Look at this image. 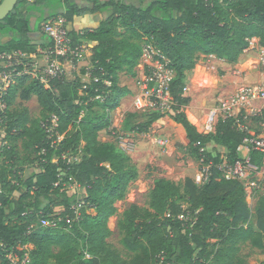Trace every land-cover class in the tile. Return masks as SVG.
<instances>
[{"label": "trees", "instance_id": "1", "mask_svg": "<svg viewBox=\"0 0 264 264\" xmlns=\"http://www.w3.org/2000/svg\"><path fill=\"white\" fill-rule=\"evenodd\" d=\"M89 2L90 8H80L70 0H20L0 22V36L11 38L0 40V56L41 57L52 40L32 35L43 34V26L60 17L74 49L95 43L90 67L82 71L88 82L65 76L46 87L22 76L5 96L7 110H0V264L25 257L26 264H158L161 255L170 264H249L244 245L264 255V194L252 207L245 187L226 181L213 167L208 183L198 186L187 179L184 190L159 178L147 206L124 211L117 227L124 246L134 252L124 258L108 242L113 235L108 223L139 173L125 151L100 141V133L112 127V113L130 94L120 83L121 74L135 76L144 46L151 44L175 73L170 119L185 130L190 157L213 165L237 162L245 133L234 119H219L212 132L200 133L183 110L191 103L185 89L188 73L202 57L237 65L253 39L264 48V0ZM87 14L106 16L92 30L69 29ZM33 97L41 108L38 119L15 105ZM160 118L155 114L153 121ZM212 143L227 152L209 151ZM65 156L79 160L69 162ZM252 160L263 166L261 156L253 153ZM28 167L34 171L27 174ZM69 184L84 190L75 202L67 196ZM79 203L77 218L71 207ZM42 220L58 224L46 227Z\"/></svg>", "mask_w": 264, "mask_h": 264}, {"label": "rangeland", "instance_id": "2", "mask_svg": "<svg viewBox=\"0 0 264 264\" xmlns=\"http://www.w3.org/2000/svg\"><path fill=\"white\" fill-rule=\"evenodd\" d=\"M1 2L2 0H0ZM42 33L40 34L41 40L42 35H45L43 29ZM255 44L257 46V43ZM86 46L89 47L87 43ZM85 58L86 54L83 53L74 65L65 66V70L68 72V80L75 81L78 79L88 82L89 76L82 74L85 69L83 63ZM147 64H149V60L143 57L140 66L136 69L135 76L127 73L121 74L120 83L122 86L132 88V97L129 96L122 101L120 108L112 113V127L107 132L104 131L100 134L101 142L113 143L125 151L131 157L132 164L139 173L138 179L130 184L125 199L116 203L117 214L108 223L113 232L108 242L126 259L132 256L134 252L124 246L123 235L117 227V222L124 211L131 205L147 206L150 192L157 179H169L184 190L187 179H192L197 184L198 175L208 168L205 162L196 160L188 154L189 142L185 130L170 119V116L174 114V106L170 109H162L154 101L148 104L149 100L143 97L141 84L149 74ZM257 65V61H252L243 66H241V61L237 65H229L215 58L204 59L202 57L195 69L188 73V89L187 91L185 89V96L191 97L192 102L183 110L189 121L197 127L200 133L211 131L208 114L216 107L218 100L236 93L245 84V79L249 76L247 73L255 71L254 67ZM140 101L147 105L144 106L143 104L140 106L141 108L138 107L136 103ZM15 105L27 107L33 119L41 117V108L36 97L27 102L17 100ZM155 114H160L162 118L153 121ZM208 150L223 151L221 146L215 143L210 144ZM68 158L74 161L73 156ZM34 168L28 167L26 173L29 174L34 171ZM259 184L260 188L255 189ZM259 184L254 187L251 186L247 192V200L253 206L256 197L264 194V178ZM257 190H260V193H257ZM66 192L71 201L75 202L84 193V190L79 189L74 184H69ZM183 206L186 210L190 208L189 203H184ZM184 220L190 222L189 218L184 217ZM241 250L242 254L247 257L249 264H261L264 261V255L259 250L248 245L242 246ZM165 264L170 263L166 261Z\"/></svg>", "mask_w": 264, "mask_h": 264}, {"label": "built area", "instance_id": "3", "mask_svg": "<svg viewBox=\"0 0 264 264\" xmlns=\"http://www.w3.org/2000/svg\"><path fill=\"white\" fill-rule=\"evenodd\" d=\"M43 32L53 43L47 51L42 53L44 64H41L35 56H28L21 52L6 53L0 56V110L3 114L7 110L5 96L20 77L29 76L49 87L52 80L66 76V64L73 65L74 58L79 61L82 57V49L72 47L64 18L49 21L44 25ZM143 57L149 60L147 64L149 66L146 65L149 74L141 84L143 97L149 100L148 104L154 101L162 109H170L174 106L171 96L174 71L167 66L168 62H164L160 51L151 44L144 46ZM60 58H65V60L62 61ZM258 65L264 71V48L261 47L258 49ZM143 104L147 105L141 101L136 103L138 107ZM219 119H234L238 129L246 135L238 149L239 160L234 164L225 162L218 165L207 164L208 168L198 175L196 182L198 186L208 183L212 178V168L215 167L226 181L239 182L245 189H248L264 171V80L255 85L241 87L236 93L220 98L216 107L208 114L209 126L213 127ZM53 121L55 122L56 118ZM3 137L0 128V140ZM253 153L262 157V167L253 162ZM76 160L79 159L74 158V161ZM69 162L72 160L69 159ZM80 207V203L71 207L77 218L80 216ZM182 219L184 220V217ZM57 224L56 221L42 220V225L46 227H56ZM12 260L13 264L28 262L27 257L21 262L18 259ZM165 262L166 258L161 255L158 264H165Z\"/></svg>", "mask_w": 264, "mask_h": 264}, {"label": "crops", "instance_id": "4", "mask_svg": "<svg viewBox=\"0 0 264 264\" xmlns=\"http://www.w3.org/2000/svg\"><path fill=\"white\" fill-rule=\"evenodd\" d=\"M29 1L31 3H33L36 0H29ZM70 1L75 3V4H77L80 8H90L91 7V3L89 2V0H70ZM102 1H104V0H102ZM105 16H106L105 14H96V15L87 14V15H85L83 17L76 18L75 22L72 25L69 26V29H73V30H77V31H81L83 29L92 30V29L96 28L99 25L100 21ZM40 34H41V32L34 33L32 35L33 39H35V40L39 39L40 38ZM0 40H1L2 43H8V42L11 41V38L9 37V35H5L3 37L0 36ZM253 41H255V42L253 43ZM253 41H252V44H251L250 48L248 50H246L245 53L240 58L241 66L249 64L252 61H257V64H258V49L260 47L259 46V40L258 39H253ZM86 43L89 45V47L86 46ZM86 43H85V45H84V47L82 49V54L83 53L86 54V58L83 61L84 65H85L84 66L85 69L90 67L91 57H92V47L95 46V43H92V42H86ZM255 43H257V46H256ZM36 58L41 62V64L45 63L43 55L41 57H39V58L38 57H36ZM211 58H214V57H211ZM219 61H222V60H219ZM222 62H225V61H222ZM66 65L72 66V64H69V63L66 64ZM254 69H255V71H251V72L247 73V75H249V76H247V79H245V84H243L241 87L248 86V85H255V84L261 83L264 80V71L259 67V65H257V67H254ZM67 73L68 72H66V76H67ZM88 81H89V79H88ZM127 88L130 90V94L128 96H126L123 100L129 98V96L132 97V93H131V91H133L132 88L131 87H127ZM187 89L188 88H186V91H187ZM191 102H192V99H191ZM112 122H113V120H112ZM176 125L182 128L181 125H179V124H176ZM209 129L212 131V127L209 126ZM211 131H209V132H211ZM221 148L223 149V151H221L222 153H226L227 152V150L225 148H223V147H221ZM263 178H264V171L258 176V178L254 181L252 186L254 187L256 184L261 183V180ZM259 188H260V184L255 189H259ZM249 189H250V187H248V189H246V191L248 192ZM259 191L260 190H257L256 192L258 193ZM249 198H251L250 195H249ZM252 207H254V206L252 205Z\"/></svg>", "mask_w": 264, "mask_h": 264}, {"label": "water", "instance_id": "5", "mask_svg": "<svg viewBox=\"0 0 264 264\" xmlns=\"http://www.w3.org/2000/svg\"><path fill=\"white\" fill-rule=\"evenodd\" d=\"M20 0H2L0 3V22L6 19L18 5Z\"/></svg>", "mask_w": 264, "mask_h": 264}]
</instances>
